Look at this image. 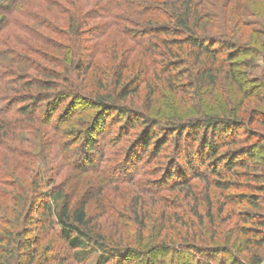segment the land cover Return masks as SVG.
Segmentation results:
<instances>
[{"label": "trees", "instance_id": "1", "mask_svg": "<svg viewBox=\"0 0 264 264\" xmlns=\"http://www.w3.org/2000/svg\"><path fill=\"white\" fill-rule=\"evenodd\" d=\"M103 1H85L90 2L85 3L90 6L88 11L78 8L74 1L70 3L72 10L69 5L59 8L66 16L65 30L55 27V31L65 44L60 48H47L42 57L48 64L52 62L50 69L47 68L48 79L26 82L31 65L18 59L14 71L0 72V85L12 86L15 93L27 90L26 94L15 98L0 97V146L4 149L0 153L20 157L12 144L15 134L29 130L30 123L38 119L46 122L54 133L61 134V121H67L75 113L76 102H91L99 112L88 121L81 143L74 145L67 141L60 146L66 167L80 175L101 172L103 185L134 183L139 176L152 178H142L139 190L128 197V214L132 219L128 229L132 231L137 224L145 235L148 220L154 216L158 233L155 239L141 237L139 241L128 233V243H124L123 248L142 254L167 252L173 254L177 264H183V258L190 255L204 258L194 264H209L214 257L246 251L249 245L264 248V135L253 128H264V70L257 86L246 87L252 84L248 72L253 68L254 59L260 56L264 60V29L249 30L251 35L242 42L228 36L226 29L224 33L218 32L217 21L213 20L217 16L227 29L228 22H237L244 15H260L264 20L260 13L264 11L261 4L264 0H237L238 4L230 9L232 0H225L227 6L224 3L219 15L207 9L210 0H107L105 4ZM259 1L260 7L257 6ZM247 2L252 3L251 11ZM119 9L133 12L138 18H155L143 21V25L134 22L128 26L126 22L123 30L138 47H143L149 56L147 66L136 70L135 64L130 63L128 67L112 69L111 73L92 70L90 74L94 72V76L87 79L97 53L95 44L94 51L83 45L85 36L94 31L95 36L99 34L101 38L110 27L119 26L124 18L115 13ZM10 11V7L0 8V28L5 21L2 18ZM88 18L103 23L95 25V29H85ZM242 23L252 24L241 21L234 33L246 35L248 30L239 28ZM59 60L62 65H58ZM61 66H66L65 71L51 69ZM124 70L135 73L128 79L130 74H122ZM111 76L113 83L109 85ZM51 80H54L52 86ZM223 80L227 82L230 95L220 96L222 103L216 106V95L222 92ZM34 82L38 87L32 85ZM42 84L47 86L42 87ZM137 84L143 88V109L118 105L140 92ZM33 90L36 92L32 93ZM163 90L173 97L178 96L176 98L188 106L191 114L177 118L155 110L156 99ZM65 102L66 110L55 115L57 107ZM108 110L113 112L111 120L125 121L121 129L140 127L141 133L123 155L117 156L120 158L104 167L103 162H107L110 154L105 155L103 151L111 149L114 143L107 141L106 148L98 152L93 134L105 129L110 114L104 115ZM156 129L162 132L161 137L154 135ZM171 135L175 136L174 156L168 158L165 168L150 169L151 159L168 145ZM138 147L141 151H137ZM223 148L226 150L221 151ZM154 170L160 172L155 175ZM38 176L27 186L20 183L19 199L24 202L25 211L9 221L1 217L0 225L4 227L0 228V264H58L59 258L54 256L56 249L50 251L52 257L47 259L39 255L44 236L54 229L62 251L74 252V264H85L97 251L100 255L96 264H110L113 260L107 249L120 252L118 247L123 240L121 236L116 240L114 237L105 239L101 227L92 225L88 214L94 200H103L102 185V188H94L95 194L87 188L69 187L67 192L70 193H65L64 184L44 193L39 191L42 179L40 174ZM194 181L203 186L192 184ZM6 182L9 181H2ZM82 190V195L78 196L77 192ZM161 193L171 196L162 198ZM236 206L243 207V211L230 209L224 214L226 208ZM34 213L38 215L32 224L29 221ZM231 219L236 223L227 233L233 237L235 231L243 237L242 243L231 240L221 231ZM243 242L245 249L241 248ZM154 261L148 264H155ZM236 262L240 264L239 259Z\"/></svg>", "mask_w": 264, "mask_h": 264}, {"label": "rangeland", "instance_id": "2", "mask_svg": "<svg viewBox=\"0 0 264 264\" xmlns=\"http://www.w3.org/2000/svg\"><path fill=\"white\" fill-rule=\"evenodd\" d=\"M51 1H53L54 3H52ZM73 1L76 2L78 8H83V10L85 11H88L90 9V6H86L85 4L90 3L85 2L87 0H0L1 9H7L10 7L11 10L9 14H7L6 18H2L5 21L4 25L0 28V72L8 73V71H14L16 69L14 64L18 59L24 64L31 65V67L29 66L30 70L28 71L30 76H27L24 79L26 82L34 81L35 79L39 81L48 79L46 77L48 73L47 68L50 69L49 65H51L52 62L51 64H48L47 59L44 60L42 57L43 55L45 56L44 53H46L49 48H60L61 45L65 44L63 39L60 38L58 32L55 31V27L65 30L66 16L62 14L60 9L69 5V8L72 10L70 3H73ZM105 2H107V0H104L103 4H105ZM208 2L209 6H207V9L210 12H212L213 14L217 13L216 15L222 14V10L224 8L223 5L226 2L225 0H210ZM225 4L227 6V3ZM236 4H238V1L232 0L229 9ZM247 4L249 10L251 11L252 3L249 4V2H247ZM261 4H264V1H262ZM261 4L259 1L257 3V6L260 7ZM115 13L124 17L122 19L123 21H121V24L119 23V26L110 27V29L107 30L105 35L101 38H98L99 34L95 36L96 32L94 31H90L89 34H86L85 36L86 41L83 45H85L86 47H92V51H94L93 47L95 44V53H97V55H95L94 57V64L91 68V71H89L86 76L87 79H90L94 76V72L93 74H90L92 73V70L98 72V69H103L111 73L112 69H117L118 66L122 68L125 66L128 67V64L130 63L135 64L136 70L138 68H141L142 65H145V67L147 66L149 56L144 53L143 47H138L136 43H134V41L130 38V36L128 37V35H125L126 33L124 32L126 30H123L127 26L126 22H128V26H130V24L134 22L142 24L143 21H149L150 19L155 20V18H138L135 13L125 11L124 9H119ZM260 13L264 16L263 10ZM262 18L263 17H260V15H244L242 16V19L237 22H235L234 20L228 22V29L225 26L226 24H222L217 16L213 20L217 21L216 26L218 32L224 33L223 31L224 29H226V33L228 36L243 42L246 41L249 38L248 36L251 35L249 33V30L264 29V20H262ZM241 21H243L244 23H252L248 26L242 23V25L239 26L242 31L248 30L246 32L247 37L241 32L234 33V31L237 29V25H239ZM101 23H103V21H96L88 18L86 20L87 27H85V29H95V25H101ZM45 45H48V47ZM57 63L58 65H62L60 60ZM32 66H34L35 69H33ZM65 67H52L51 69L61 72L65 71ZM263 70L264 60L259 56L254 59L253 68L248 72V79L252 84H246L247 88H254L258 85V82H261L259 79L263 78ZM125 71L126 70H124L122 74H130L128 73V71ZM133 74L128 75V79ZM51 81H53V84H51L52 86L54 85V80ZM14 82H17V79H15ZM76 83L78 84V82ZM108 83L109 85L113 83L112 76L110 80H108ZM35 84V82L32 83L33 86H35ZM18 86H20V84H18ZM41 86L46 87L47 84H42ZM11 87L12 86L7 87L6 85H0V97L9 96L11 98H15L14 96H19L23 93L26 94L25 92L27 90L21 93H15V90H13L14 88ZM137 87H140L141 89L136 96L129 97L126 103H121L118 105H126L131 107L133 105V107L137 109H143V88L138 84ZM221 88L222 92L217 93L216 95L218 96V101H215L216 106H219L222 103L220 101L221 99H219L220 96H223L224 98L227 95H230L229 90H227V82H225L224 80L221 83ZM35 92L36 90L32 91V93ZM160 94L161 95L158 97V100L156 99L155 110L164 112L168 116H174L177 118L178 116L185 117V115L187 116L191 114V112H189L188 106L184 105L183 103H181L182 101L176 98L178 96L173 97V95L168 94L165 90L161 91ZM76 103L77 104L74 110L75 113L71 115L67 121H61V134L54 133L51 128L46 125V122L41 123L40 121H38V119L30 123L31 128L29 130L25 131L22 134H15L16 139L12 140V144L14 145L13 147H16L17 152L20 154V157H8L6 156V153H0V220L1 217H3L5 220L7 219L9 221L11 220V218H16L17 214L21 215L25 211L23 209L24 207L22 208L24 202L19 199V197L21 196L20 183L27 186L30 184V180L34 177H37L38 174H40V179H42L39 191L44 193L50 191L52 188H61L64 184V187H66L65 193H70L67 192L69 191V188H75L79 190L87 188L90 192L95 194L96 189L94 188L99 189L102 185L103 200L101 198L100 202H98V199L94 200V203L89 208L88 214L91 216V219L93 221L92 225L101 227L102 235H105V239L114 237V239L116 240L118 236H121L120 239L123 240L121 242L123 243L121 245L122 247H118L120 248V252H115L111 249H107L110 260H113L110 261V264H148L152 259H155V264H177L173 254H168L167 252H163L160 254H142L136 251L131 252L125 247L123 248V246H125L124 243H128V241H126L128 240V233L130 237H132V239L134 240L136 239V241H139L138 239H140L141 237H144L145 239H155V236L158 233L155 230L156 217L154 218V216H152L148 220L145 235H142V232L139 230L140 227L137 224H135L136 226L133 227L132 231L128 229V227L132 224V219L129 218L130 215L128 214V197L131 192H134V190L138 189V185L143 179H149L150 177L144 176L146 178H143L139 176V178H137L134 183L129 184L122 183L116 186L107 184L103 185V173L100 172L99 174H95L87 172V174L85 175H80L75 171H71L64 164L63 154L61 153L60 148L61 144L70 141L74 145H79V143H81L80 140L83 136L82 134H84L85 130L87 129L86 126L88 124V121L91 120V118L97 116L96 114L99 112V110L95 108L93 103L91 102L81 100V102ZM211 103L214 104V101L212 100ZM67 106L68 105L66 102L63 105L60 104L55 110L54 114L58 115L64 112V110H66L65 107ZM107 114L110 115L108 121L106 122L107 124L105 126V129L103 128L100 134H93V137L96 139L97 144L95 149L98 150V152H101L106 148L107 141H109L110 144L111 142L114 143L113 147L111 145V149H108V147L106 148L107 150L103 151L105 155L110 154V156H107L106 158L107 162H103L104 167L109 166L111 163H113L114 159L120 158L117 156L123 155L125 153V150L132 146V144L141 133L140 127H135L134 129L126 128L125 130L121 129V127L123 128L125 126V121L121 118H118L117 123V118L116 120H111L110 116L113 114L112 111L109 112L108 110L104 116H106ZM162 121L166 120H161V122ZM82 123H84V126H82ZM253 128L254 130H257L264 135V128H260L258 126H253ZM153 133L154 135H158L159 137H161L162 134V132L158 129L154 130ZM164 135L169 138L167 133ZM170 137L172 139L168 140V145L164 149H162V151L155 157V159H151V164L148 166L150 169L163 168L167 163L168 158L170 156H174L172 152L173 148L175 147L173 139V137L175 136L171 135ZM181 141L182 143H185L184 138H182ZM161 143L163 144L164 141ZM1 150L4 149L0 146V151ZM225 150L226 149L223 148L221 151ZM137 151H141L139 147ZM23 153L25 158H23ZM114 153H117V155L115 156ZM29 155H31L30 158H28ZM94 155L96 156L97 154ZM38 156L40 157V159H38ZM154 171L155 175L160 172L156 170ZM51 179L52 184H50ZM3 180H8L9 182L2 183ZM192 184L203 186L202 183L200 184L198 181H194L192 182ZM82 193L83 190L82 192H77V195L80 196L82 195ZM237 193H245V191H238ZM3 195L6 197H3ZM15 195L18 197V199H15ZM159 195H161L162 198H168L171 196L168 193H161ZM230 209H234V211L237 212L243 211V207L241 206H236L233 208L229 207L225 209L224 214L228 213ZM57 212L58 208L55 207V213ZM224 214L223 217L225 218ZM37 215V213H34L31 217L32 220H30L29 223L32 222V224H34L36 222ZM235 223L236 220L231 219L226 223V227H223L221 231L222 233L226 234L228 238L231 237V240H235L240 243L242 240H244L242 236H239L235 231L233 233V237L228 235L227 233L228 228L234 227ZM1 226L4 227L1 224L0 228ZM243 247L244 249L246 248V244L244 242L241 248L243 249ZM61 248L62 243L57 238L54 229L48 236H44L39 247V255H42L41 258L45 257L47 259V257H52L50 256V251L56 249L57 253L56 251H54V256H58V264H74L72 261L74 252H63ZM247 249L248 250H243V252L240 253L236 252V254H223L221 256L214 257L213 260L209 262V264H239L236 262L238 259L240 260V264H264V248L256 249V247L249 245ZM99 255L100 253L98 251L95 254H92L88 257L85 264H96V260L98 259ZM201 258L204 259L203 256H199L197 258L196 256L190 255L189 258H183L182 261L183 264H190L188 262H193L194 264L197 259ZM42 259L41 261H43Z\"/></svg>", "mask_w": 264, "mask_h": 264}]
</instances>
